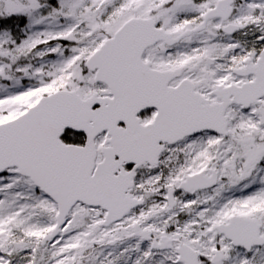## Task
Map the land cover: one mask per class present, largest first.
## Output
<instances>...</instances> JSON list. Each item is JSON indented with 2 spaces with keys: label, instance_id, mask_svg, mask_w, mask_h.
I'll list each match as a JSON object with an SVG mask.
<instances>
[{
  "label": "snow or ice",
  "instance_id": "snow-or-ice-1",
  "mask_svg": "<svg viewBox=\"0 0 264 264\" xmlns=\"http://www.w3.org/2000/svg\"><path fill=\"white\" fill-rule=\"evenodd\" d=\"M0 264H264V0H0Z\"/></svg>",
  "mask_w": 264,
  "mask_h": 264
}]
</instances>
